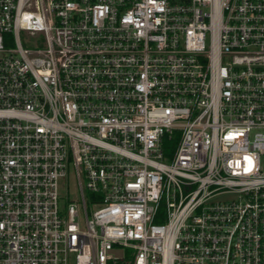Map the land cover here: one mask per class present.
Segmentation results:
<instances>
[{
    "label": "built area",
    "instance_id": "built-area-1",
    "mask_svg": "<svg viewBox=\"0 0 264 264\" xmlns=\"http://www.w3.org/2000/svg\"><path fill=\"white\" fill-rule=\"evenodd\" d=\"M0 264H264V0H0Z\"/></svg>",
    "mask_w": 264,
    "mask_h": 264
},
{
    "label": "rangeland",
    "instance_id": "rangeland-1",
    "mask_svg": "<svg viewBox=\"0 0 264 264\" xmlns=\"http://www.w3.org/2000/svg\"><path fill=\"white\" fill-rule=\"evenodd\" d=\"M21 39L22 42L25 46L28 47H34L36 43V36H31L29 35L28 32H21ZM60 200H59V207L61 210H65L68 203L72 199H77L79 197V201L81 200L80 198V191L79 187L77 184V178L75 176V173L73 169L70 171L69 177L65 180L60 181ZM89 208L91 210V205L89 204ZM84 216V212H83ZM84 222V220H82Z\"/></svg>",
    "mask_w": 264,
    "mask_h": 264
}]
</instances>
